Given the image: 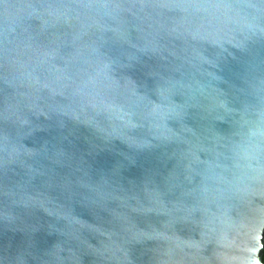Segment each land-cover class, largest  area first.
Here are the masks:
<instances>
[{
  "label": "water",
  "instance_id": "95a60500",
  "mask_svg": "<svg viewBox=\"0 0 264 264\" xmlns=\"http://www.w3.org/2000/svg\"><path fill=\"white\" fill-rule=\"evenodd\" d=\"M264 0H0V264H264Z\"/></svg>",
  "mask_w": 264,
  "mask_h": 264
},
{
  "label": "flooded vegetation",
  "instance_id": "af4514ba",
  "mask_svg": "<svg viewBox=\"0 0 264 264\" xmlns=\"http://www.w3.org/2000/svg\"><path fill=\"white\" fill-rule=\"evenodd\" d=\"M262 258H264V250H263V256H262Z\"/></svg>",
  "mask_w": 264,
  "mask_h": 264
},
{
  "label": "trees",
  "instance_id": "16d2710c",
  "mask_svg": "<svg viewBox=\"0 0 264 264\" xmlns=\"http://www.w3.org/2000/svg\"><path fill=\"white\" fill-rule=\"evenodd\" d=\"M263 262H264V258H262Z\"/></svg>",
  "mask_w": 264,
  "mask_h": 264
}]
</instances>
